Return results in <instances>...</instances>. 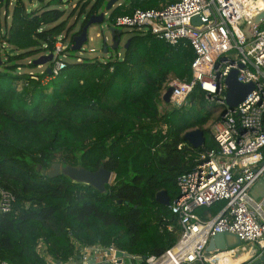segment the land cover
I'll return each instance as SVG.
<instances>
[{"label":"trees","instance_id":"1","mask_svg":"<svg viewBox=\"0 0 264 264\" xmlns=\"http://www.w3.org/2000/svg\"><path fill=\"white\" fill-rule=\"evenodd\" d=\"M28 1L35 3L0 1V188L14 199L11 211L0 213V264H63L78 248L97 246L145 264L177 237L167 231L176 228L174 216L155 195L175 199L178 177L196 165L199 152L214 148L212 139L193 149L183 136L202 129L211 112L218 120L222 107L196 88L184 107L160 109L170 78L191 79L194 53L149 32L130 30L121 58L116 51L76 62L73 36L106 12L109 0H76L66 17L63 0ZM172 1L123 0L110 18ZM73 16L82 19L74 33ZM59 36L63 43L71 36L65 52L72 61L45 81L46 71L34 72L33 62L52 54ZM53 163L103 167L114 180L100 193L64 175H44ZM223 205H213V215Z\"/></svg>","mask_w":264,"mask_h":264},{"label":"built area","instance_id":"2","mask_svg":"<svg viewBox=\"0 0 264 264\" xmlns=\"http://www.w3.org/2000/svg\"><path fill=\"white\" fill-rule=\"evenodd\" d=\"M261 2L173 0L159 8L135 9L130 15L114 19L116 27L149 32L172 47L183 43L192 48L191 79L167 83L172 87L167 106L184 107L198 88L222 107L221 113L225 112L214 122V148L199 152L196 165L177 179L179 194L168 205L176 221V228L167 227V231L176 232L174 245L159 256L146 257L145 264H219L218 257L226 261L245 249L247 259L237 264H254L264 256V196H250L252 187L264 175V20L249 30V38L244 33L262 12ZM68 45L62 36L57 38L51 75L45 81L65 68ZM81 52L76 62L81 61ZM117 57L121 58L122 53ZM232 71L237 72L239 83L252 84L253 88L242 102L229 109L225 80ZM165 91L160 94L162 107L166 106L162 100ZM13 201L0 188V213L10 212ZM221 202L223 207L213 216L205 218L197 213ZM218 234L235 235L240 246L216 249L206 257L209 240ZM85 249L92 253L83 258V264H127L118 262L113 247ZM128 259L129 264L139 261L137 256L129 255Z\"/></svg>","mask_w":264,"mask_h":264},{"label":"water","instance_id":"3","mask_svg":"<svg viewBox=\"0 0 264 264\" xmlns=\"http://www.w3.org/2000/svg\"><path fill=\"white\" fill-rule=\"evenodd\" d=\"M1 1V0H0ZM122 0H109L106 4L105 11H110L115 4ZM264 4V0H262ZM104 13L91 16L87 23L82 27L81 32L73 36L71 51L80 52L82 47L87 42V31L91 25L100 24L103 22ZM198 19H195L197 21ZM264 20V8L244 29V33L247 38L250 37L249 30L253 29L260 21ZM105 41V40H104ZM119 37H115L114 34L111 36V44L107 46L105 43L102 45V53L108 54L109 50L115 51L119 48ZM129 45V40H127L123 46V50H126ZM54 56L53 54L43 55L34 60V65L37 67L46 66V74L51 75V64L53 63ZM237 72L232 71L227 79L225 80L226 86V106L229 109L236 107L240 102H242L245 97L250 93L253 86L252 84H241L237 81L236 78ZM172 93V87H168L163 94L162 100L164 104H169V98ZM225 112L221 113V116ZM184 140L193 148L198 149L203 146L206 142L205 135L200 129H193L184 134ZM44 175L50 177H56L59 175H64L72 182L88 185L94 188L100 193L106 191V186L114 180V176L111 172L104 170L103 167H100L95 172H90L85 170L82 167H73V166H61L59 163H53L48 171L43 172ZM250 196L253 199H258L264 196V175L254 184L250 191ZM155 201L164 207H168L169 198L164 191H160L155 195ZM240 246V241L235 235L231 234H218L211 238L208 242V245L205 249L204 255L208 257L213 251L225 250L230 248H235ZM115 258L118 259L120 263H130L128 259L129 255L125 252L117 250L115 252ZM264 262V256L256 260L254 264H260Z\"/></svg>","mask_w":264,"mask_h":264},{"label":"rangeland","instance_id":"4","mask_svg":"<svg viewBox=\"0 0 264 264\" xmlns=\"http://www.w3.org/2000/svg\"><path fill=\"white\" fill-rule=\"evenodd\" d=\"M76 0H72V1H68V0H63L64 4L62 5L61 8H63L65 10V17L68 16V14L70 13L73 4L75 3ZM24 3H26L29 8V5L31 6V4L35 3L34 1L29 2L28 0H23ZM122 1H119L116 5L120 4ZM113 6V8L115 7ZM112 8V9H113ZM111 11H106L107 15L104 16L103 22L100 24H95V25H91L88 28L87 31V42L84 44L83 48H82V52L80 57L81 58H99L101 60H106L108 59L110 56H114L115 52H123V46L125 44V42L130 38L131 36V32L129 29H125V28H120V27H116L114 26V21L110 18V14ZM3 11L0 15V23L3 22ZM81 21L82 19H79L76 21V16L71 17L68 20V25H72L75 23V28L73 30L74 32H77L80 28L81 25ZM112 34H114L115 36H118L120 39L119 42V48L115 51H111L109 50L108 54H103L102 53V45L105 43L107 46H109L111 44V36ZM69 36V40H70ZM69 40H67V44L69 43ZM105 40V41H104ZM93 49L94 52L93 53H89L88 50ZM66 53V52H65ZM75 56H79V54L76 52ZM66 61L70 62L72 61L71 58L69 56L66 57ZM42 68V69H41ZM39 67V68H35L33 69L34 72L39 73L40 70H45L46 66L43 67ZM174 78H170L168 83L171 82V80ZM46 80V79H45ZM210 101V100H209ZM160 109H164V107H162V105H160ZM204 112V111H203ZM216 114H213L211 112V117L209 119V121L206 123V125H204L201 128H197L200 130H205V139L207 142H210L212 140V132H213V128H214V122L216 121ZM112 182V181H111ZM221 259V258H219ZM230 260H232V258H229ZM136 264V262L134 263Z\"/></svg>","mask_w":264,"mask_h":264},{"label":"crops","instance_id":"5","mask_svg":"<svg viewBox=\"0 0 264 264\" xmlns=\"http://www.w3.org/2000/svg\"><path fill=\"white\" fill-rule=\"evenodd\" d=\"M42 69V68H41ZM43 70H40L39 73H41ZM198 214H200L201 216L208 218L210 216H213V213L211 211V209H202V210H198L197 212ZM92 253V250L90 249H81L78 248L77 252L75 253V255L73 256V258L68 262L69 264H83V258H89Z\"/></svg>","mask_w":264,"mask_h":264},{"label":"bare ground","instance_id":"6","mask_svg":"<svg viewBox=\"0 0 264 264\" xmlns=\"http://www.w3.org/2000/svg\"><path fill=\"white\" fill-rule=\"evenodd\" d=\"M261 6L264 7L263 2H261ZM248 257V250H242L240 252H238V254L235 255H231L232 260L227 259L226 261H222V259L219 260V264H237L242 262L243 260L247 259ZM220 258V257H218Z\"/></svg>","mask_w":264,"mask_h":264}]
</instances>
